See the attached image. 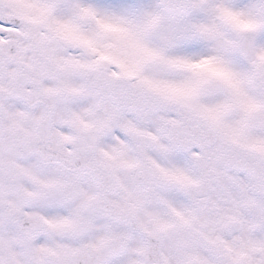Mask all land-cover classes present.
I'll return each instance as SVG.
<instances>
[{"label": "flooded vegetation", "instance_id": "obj_1", "mask_svg": "<svg viewBox=\"0 0 264 264\" xmlns=\"http://www.w3.org/2000/svg\"><path fill=\"white\" fill-rule=\"evenodd\" d=\"M40 22L0 0V264H264V187L215 138L172 146L166 122L104 99L137 91L106 49L57 72ZM111 77L134 94L92 92Z\"/></svg>", "mask_w": 264, "mask_h": 264}, {"label": "rangeland", "instance_id": "obj_2", "mask_svg": "<svg viewBox=\"0 0 264 264\" xmlns=\"http://www.w3.org/2000/svg\"><path fill=\"white\" fill-rule=\"evenodd\" d=\"M21 1L26 22L43 21L39 46L57 72L104 48L125 63L135 90H153L176 103L173 112L204 119L218 139L264 154V0H191V13L177 21L164 18L156 0ZM244 35L253 37L252 63L238 51Z\"/></svg>", "mask_w": 264, "mask_h": 264}, {"label": "water", "instance_id": "obj_3", "mask_svg": "<svg viewBox=\"0 0 264 264\" xmlns=\"http://www.w3.org/2000/svg\"><path fill=\"white\" fill-rule=\"evenodd\" d=\"M157 1L164 16L170 20H176L186 17L191 9L190 0H157ZM239 48L242 57L247 61H251L252 60L251 39L247 36L242 38ZM95 83L99 84L97 82ZM109 87L110 89L108 93L124 94L125 90H123L124 87L123 84L121 83H116V82L110 83ZM139 95L153 96V94L149 92H143L140 93ZM111 99L117 108L125 109V110L129 109L131 111H134L135 113H139L144 110L155 112L160 109L164 111H169L172 108V105L161 100L160 98L148 97V98H111ZM132 103H135V106H132ZM180 126L182 125L174 126L171 130L172 143H179L181 140H179L178 137H188L185 132L182 133V131L179 130ZM233 151L240 152V149L238 148L223 149V152L221 153V156L218 157V159L228 158L229 161H232L228 163L230 167L239 168L240 170L246 172L248 175L255 178L256 180L261 178H263L264 180V158L262 156L249 149L248 150L243 149V151L247 153L246 158L244 156H242L241 158V153L235 156L223 155L224 153L232 154ZM233 162L236 163V165L230 164Z\"/></svg>", "mask_w": 264, "mask_h": 264}, {"label": "bare ground", "instance_id": "obj_4", "mask_svg": "<svg viewBox=\"0 0 264 264\" xmlns=\"http://www.w3.org/2000/svg\"><path fill=\"white\" fill-rule=\"evenodd\" d=\"M228 1H230V0H228ZM231 1H234V2H239V1H241V0H231ZM206 42V41H205ZM208 45V43L207 44H205V46H207Z\"/></svg>", "mask_w": 264, "mask_h": 264}]
</instances>
